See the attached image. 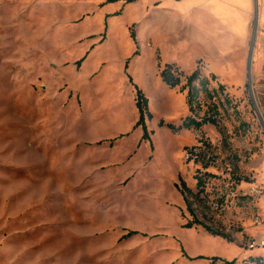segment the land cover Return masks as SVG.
Masks as SVG:
<instances>
[{
	"label": "rangeland",
	"instance_id": "374dc122",
	"mask_svg": "<svg viewBox=\"0 0 264 264\" xmlns=\"http://www.w3.org/2000/svg\"><path fill=\"white\" fill-rule=\"evenodd\" d=\"M178 1L0 0V264H264V0L221 52ZM166 64L209 80L193 115L217 125L159 126L190 115ZM197 170L194 214L231 241L183 227Z\"/></svg>",
	"mask_w": 264,
	"mask_h": 264
},
{
	"label": "trees",
	"instance_id": "16d2710c",
	"mask_svg": "<svg viewBox=\"0 0 264 264\" xmlns=\"http://www.w3.org/2000/svg\"><path fill=\"white\" fill-rule=\"evenodd\" d=\"M135 0H127V2H133ZM162 79L167 83L169 87H177L180 86L179 90L182 92L186 90V104L188 106V110L190 112V115H187L182 119L181 123L178 125H174L172 123H167L164 122L163 120L159 121V126H165L171 129L174 133L179 132L180 130H190V129H200L203 125L205 124H213L217 125V120L216 117L214 116L215 113H217V103H213V108L215 109L212 114L208 115L207 113H204L201 117H197L193 115V113L196 111L195 108H200V92L206 91L207 92V86L209 84V80L201 76L198 69H195L188 75H184V73L180 70H178L177 67H175L173 64H166L164 68L162 69L160 73ZM184 75V76H182ZM215 76L211 75V79H214ZM182 79L185 80L184 84L181 85ZM222 87V86H219ZM135 88V106L138 111V118L137 121L134 124V129L141 127L142 129V136H141V141H149V132L146 127L145 120L146 118H151L152 115L148 110V100L144 93L136 86L134 85ZM210 98V96H208ZM198 146H194L191 148L189 153H193L194 150H198ZM201 155L199 150L196 151V153L193 154V156L197 159ZM212 176V174L208 172H203L201 173L200 171L197 170L194 178L196 179V188L198 189L197 193H193L191 189L183 182H180L179 184H175L176 189L180 192L183 201L185 203L186 209L189 212V214L192 216V220L186 221L185 224H183V227L185 228H191L193 226H201L204 230L209 232L212 235L215 236H221L227 241H231V238L228 234H224L222 232H219L217 230H213L211 227L207 226L203 222H201L196 215L194 214V210L192 209V205L195 202H199L200 199H198V195L201 194L205 188L206 185V179L207 177ZM243 181H249L247 178H240L236 177L235 178V184H239ZM222 203V202H221ZM219 204V203H218ZM220 205V204H219ZM183 216V214H182ZM135 232H129V234H132ZM200 258L197 257L195 259ZM202 258V257H201ZM209 264H218L220 261V264H234V261H226V260H221L220 258L217 257H212L209 259ZM247 264H252V263H247ZM257 264V263H255Z\"/></svg>",
	"mask_w": 264,
	"mask_h": 264
},
{
	"label": "crops",
	"instance_id": "0c3cea01",
	"mask_svg": "<svg viewBox=\"0 0 264 264\" xmlns=\"http://www.w3.org/2000/svg\"><path fill=\"white\" fill-rule=\"evenodd\" d=\"M177 5H185V10H187L185 15L190 19L191 28H197L194 23L198 20L197 18H203L207 22L211 21V27H204L199 23L198 28L201 33L206 32L202 36L203 39L212 41L219 52L222 47V32H229V37L230 34L233 35V32L248 30L256 7L255 0H180ZM194 14L198 16H193Z\"/></svg>",
	"mask_w": 264,
	"mask_h": 264
},
{
	"label": "built area",
	"instance_id": "2783aa9c",
	"mask_svg": "<svg viewBox=\"0 0 264 264\" xmlns=\"http://www.w3.org/2000/svg\"><path fill=\"white\" fill-rule=\"evenodd\" d=\"M194 153H196V150H194L193 153H189L188 155L193 157ZM259 246L264 247V240L263 239L255 240L250 247L254 248V247H259Z\"/></svg>",
	"mask_w": 264,
	"mask_h": 264
},
{
	"label": "bare ground",
	"instance_id": "6f19581e",
	"mask_svg": "<svg viewBox=\"0 0 264 264\" xmlns=\"http://www.w3.org/2000/svg\"><path fill=\"white\" fill-rule=\"evenodd\" d=\"M233 28V27H232ZM236 29V28H235ZM233 30V29H232ZM236 31H237V29H236Z\"/></svg>",
	"mask_w": 264,
	"mask_h": 264
}]
</instances>
